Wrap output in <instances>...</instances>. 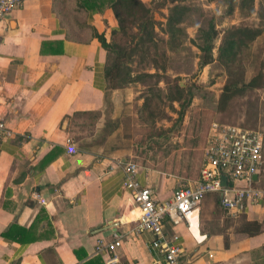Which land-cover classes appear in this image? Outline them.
<instances>
[{
	"label": "crops",
	"instance_id": "crops-1",
	"mask_svg": "<svg viewBox=\"0 0 264 264\" xmlns=\"http://www.w3.org/2000/svg\"><path fill=\"white\" fill-rule=\"evenodd\" d=\"M116 27L110 9L87 11L79 0H24L0 22V119L11 132L0 137V264H105L109 254H94L96 242L116 236V264H165L149 246L152 234L135 232L139 211L122 186L132 155L105 153V143L79 144L70 134L74 115L100 112L101 122L110 92L114 101L119 88L108 87L96 35L109 42ZM207 138L208 131L203 149ZM203 149L202 161L183 172L134 163L136 178L155 202L167 200L198 179ZM254 177L264 189V142ZM217 199L207 194L186 222L163 225L167 237L179 236L178 264H264V228L253 236L237 231L244 221L262 222L264 206L234 214Z\"/></svg>",
	"mask_w": 264,
	"mask_h": 264
},
{
	"label": "trees",
	"instance_id": "trees-1",
	"mask_svg": "<svg viewBox=\"0 0 264 264\" xmlns=\"http://www.w3.org/2000/svg\"><path fill=\"white\" fill-rule=\"evenodd\" d=\"M217 1L224 6L226 15H232L236 10L245 17L255 13V0ZM79 7L95 13L110 9L117 20V27L112 30L109 42L103 35H96L107 53L103 72L109 89H122L129 84L140 85L144 88L139 113L146 120L154 121L165 116L160 110L163 97L172 109L174 102L179 103V116L182 118L192 100L191 89L180 87L175 83L177 78H174L164 95L165 91L157 83L167 70L171 53L185 49L188 26L196 28L194 39L189 41L197 51V71L212 63L214 40L219 34L213 19L205 15L194 0H149L148 4L141 0H79ZM163 9L166 10L165 14L162 13ZM156 13L162 20L155 18ZM259 18L261 23L257 26L231 25L222 32L217 60L226 70V79L216 101L218 111H225L235 98L264 89V61L255 56L252 62L255 67L249 76L244 65V60L250 57L252 43L263 33L264 10L259 11ZM132 63H137L138 67L131 68ZM258 105L257 97L247 101L249 117L255 119L252 124L256 123ZM99 115L100 112H89L78 113L74 117L87 116L90 122H95ZM52 155L51 150L46 159ZM263 228L264 219L260 223L244 221L237 231L253 236Z\"/></svg>",
	"mask_w": 264,
	"mask_h": 264
},
{
	"label": "rangeland",
	"instance_id": "rangeland-1",
	"mask_svg": "<svg viewBox=\"0 0 264 264\" xmlns=\"http://www.w3.org/2000/svg\"><path fill=\"white\" fill-rule=\"evenodd\" d=\"M194 4L213 19L219 31L214 40V60L201 71H197V51L189 41L194 39L196 28L188 26L185 49L171 53L167 70L157 83L165 91L164 95L174 78H177L175 83L180 87L191 89L192 100L182 118L179 116V103L174 102L172 109L163 97L160 110L165 116L154 121L146 120L139 113L144 87L129 84L117 90L114 101L110 98L111 92L107 95L108 104L101 122L99 118L90 122L87 116L73 117L69 126L72 139L78 140L79 144L105 143V153L120 151V155L131 154L130 162L135 164L159 167L166 172H183L186 165L195 167L202 161L204 135L213 122L240 125L264 132V89L233 99L223 112L216 109V101L226 79V70L217 60V47L222 32L231 25H259V11L264 10V0H255V13L246 17L237 10L232 15H226L224 6L217 0H194ZM162 13L165 14L166 10L163 9ZM155 18L162 20L157 13ZM249 54L250 57L244 60L248 76L254 70L255 65L252 62L255 56L264 61V30L252 43ZM136 67L137 63L131 64V68ZM255 97L259 99L258 115L256 123L252 124L255 119L249 117L247 101ZM97 123L103 127L97 130ZM262 185L264 186L261 182ZM217 203L219 204L218 199Z\"/></svg>",
	"mask_w": 264,
	"mask_h": 264
},
{
	"label": "built area",
	"instance_id": "built-area-1",
	"mask_svg": "<svg viewBox=\"0 0 264 264\" xmlns=\"http://www.w3.org/2000/svg\"><path fill=\"white\" fill-rule=\"evenodd\" d=\"M23 1L0 0V22ZM9 136L10 130L0 119V137ZM263 142L264 132L260 129L211 123L198 179L193 184L174 190L172 196L162 202H155L151 188L138 182V169L134 163L122 167V186L139 211L135 232L152 234L149 246L163 256L165 264H178L182 248L178 243L179 236L167 237L163 225L167 220L173 224L186 222L205 195H218L220 207L234 214L242 212L247 206H264V189L255 186L253 179L262 170ZM69 143L73 145L70 140ZM68 152L74 153L75 150L69 149ZM223 177L225 185L222 184ZM34 198L41 204L45 203L38 194H34ZM119 246L118 236L112 242L99 239L94 254L108 253L105 264H116L115 250Z\"/></svg>",
	"mask_w": 264,
	"mask_h": 264
},
{
	"label": "water",
	"instance_id": "water-1",
	"mask_svg": "<svg viewBox=\"0 0 264 264\" xmlns=\"http://www.w3.org/2000/svg\"><path fill=\"white\" fill-rule=\"evenodd\" d=\"M255 178V177H254ZM222 184L225 185L226 184V179L225 177L222 178Z\"/></svg>",
	"mask_w": 264,
	"mask_h": 264
}]
</instances>
